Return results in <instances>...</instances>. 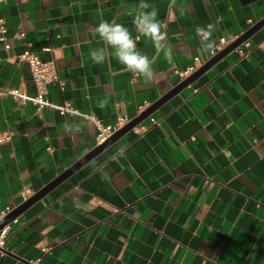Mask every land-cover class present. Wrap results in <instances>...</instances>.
Segmentation results:
<instances>
[{"label": "crops", "instance_id": "1", "mask_svg": "<svg viewBox=\"0 0 264 264\" xmlns=\"http://www.w3.org/2000/svg\"><path fill=\"white\" fill-rule=\"evenodd\" d=\"M249 1L146 0L173 51L171 64L159 54L152 81L89 55L104 46L94 32L101 20L139 35L129 13L140 0L1 2L10 49L0 43V84L36 93L19 59L26 42L55 60L64 90L49 85L52 105L41 112L0 95V132L12 133L0 145V215L97 147L90 116L105 126L133 120L183 81L177 71L212 59L200 52L197 25L218 21L217 44L264 18V0ZM249 41L250 55L231 52L146 117L141 136L127 133L16 217L0 264H264V27ZM137 49L156 55L143 36ZM65 103L77 114H60Z\"/></svg>", "mask_w": 264, "mask_h": 264}, {"label": "clouds", "instance_id": "2", "mask_svg": "<svg viewBox=\"0 0 264 264\" xmlns=\"http://www.w3.org/2000/svg\"><path fill=\"white\" fill-rule=\"evenodd\" d=\"M172 3L176 4V0H172ZM178 10L181 16L186 14L184 6H178ZM129 14L133 16L132 22L139 35L133 38L129 29L123 24L117 23L115 19L101 20L94 27V32L99 36L104 46L91 50L90 58L95 64H104L114 58L123 65L124 70L145 81H152L155 76L153 65L161 52H163L165 61L169 64L173 62L172 48L166 42L167 33L162 30L163 26L158 19L159 10L155 5L147 3L146 0H140V3ZM217 24L218 21L208 23L206 26L197 25L195 27V34L200 39L202 55L216 54L217 44L213 36L217 31ZM140 36L147 38L152 43L156 55L149 58L148 55L137 49V40ZM106 103V100L101 101L99 106L103 108ZM119 154L123 155L124 150L120 149ZM102 179L110 180V177L106 172H102Z\"/></svg>", "mask_w": 264, "mask_h": 264}, {"label": "built area", "instance_id": "3", "mask_svg": "<svg viewBox=\"0 0 264 264\" xmlns=\"http://www.w3.org/2000/svg\"><path fill=\"white\" fill-rule=\"evenodd\" d=\"M6 0H0L4 2ZM254 25V24H253ZM7 34L8 30L5 26V20L2 16H0V43L4 44L6 50L10 49V45L7 43ZM18 38H24V32H18L16 35ZM239 38L231 37V38H221L217 43V51L215 55H210V58L215 57L219 52L223 51L229 45H231L234 41ZM25 49L22 55L19 57L21 61H23L29 70L31 80L33 81L36 93L33 96H28L17 88H9L0 84V95H11L14 99H26L31 101L37 108L38 112H41L46 107L51 106L52 104L46 98L48 86L51 84H58L61 90L63 88V82L60 81L58 76V70L55 60L44 61L40 58V56L31 50V45L24 42ZM233 52H236L240 58L247 57L251 54V43L249 39L243 41L240 45H238ZM198 62H195V65L186 68L183 71H177L182 80H185L190 75L198 70ZM60 114L67 116L68 114H77V111L73 110L69 103H65L61 106L57 107ZM144 108V107H143ZM142 108V109H143ZM90 119L95 123V125L99 129V133L96 139V146H99L106 142L113 134H115L118 130L123 128L126 124L132 121V119L123 118L120 119L115 126H105L99 119L94 116H90ZM147 128L145 125L139 123L135 127L131 129L130 132H133L137 136H141L144 132H146ZM12 142V133L9 131L0 132V145H5ZM23 202H26L32 196V193L29 190H24L21 193ZM15 208L6 207L1 211L0 221L7 217L10 213H12ZM17 222V218L13 219L10 223L5 225L2 229H0V260L3 259L8 253V240L11 232L12 224Z\"/></svg>", "mask_w": 264, "mask_h": 264}, {"label": "water", "instance_id": "4", "mask_svg": "<svg viewBox=\"0 0 264 264\" xmlns=\"http://www.w3.org/2000/svg\"><path fill=\"white\" fill-rule=\"evenodd\" d=\"M243 5L249 4L251 1L249 0H240ZM264 27V18L256 22L254 25H252L246 32H244L239 38L234 41L231 45H229L227 48H225L223 51L219 52L215 57L210 59L207 63H205L201 68H199L196 72H194L192 75H190L188 78L183 80L178 86H176L173 90H171L168 94H166L163 98H161L155 105L147 109L145 112L140 114L138 117L133 119L131 122L126 124L123 128L118 130L113 136H111L106 142L103 144L97 146L94 148L88 155H86L82 160H80L76 165H74L72 168L67 170L65 173H63L57 180H55L50 185L46 186L42 190H40L37 194L33 195L29 200H27L24 204H22L20 207H18L16 210H14L12 213H10L7 217H5L3 220L0 221V229H2L5 225L10 223L13 219L18 217L21 213H23L27 208H29L32 204L40 200L43 196H45L56 184H58L60 181L67 178L71 173L76 171L78 168H80L83 164L87 163L89 160H91L93 157L101 153L103 150L108 148L110 145L115 143L118 139L126 135L131 131L133 127L141 123L146 117H148L157 107L162 105L164 102L168 101L170 98H172L174 95L179 93L181 90L186 88L189 84H191L194 80H196L200 75H202L204 72H206L208 69H210L213 65L218 63L221 59L229 55L233 50L240 45L243 41L249 39L251 36H253L255 33H257L261 28Z\"/></svg>", "mask_w": 264, "mask_h": 264}]
</instances>
